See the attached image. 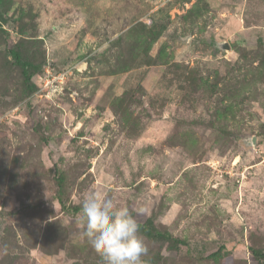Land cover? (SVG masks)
I'll list each match as a JSON object with an SVG mask.
<instances>
[{
	"label": "rangeland",
	"instance_id": "374dc122",
	"mask_svg": "<svg viewBox=\"0 0 264 264\" xmlns=\"http://www.w3.org/2000/svg\"><path fill=\"white\" fill-rule=\"evenodd\" d=\"M93 190L143 264H264V0H0V264H104Z\"/></svg>",
	"mask_w": 264,
	"mask_h": 264
},
{
	"label": "clouds",
	"instance_id": "9594fccd",
	"mask_svg": "<svg viewBox=\"0 0 264 264\" xmlns=\"http://www.w3.org/2000/svg\"><path fill=\"white\" fill-rule=\"evenodd\" d=\"M82 236L104 264H143L148 248L139 235V225L127 207L99 190L82 201Z\"/></svg>",
	"mask_w": 264,
	"mask_h": 264
},
{
	"label": "trees",
	"instance_id": "16d2710c",
	"mask_svg": "<svg viewBox=\"0 0 264 264\" xmlns=\"http://www.w3.org/2000/svg\"><path fill=\"white\" fill-rule=\"evenodd\" d=\"M16 59L19 61V63L22 66L23 69V76L24 79L26 80V82H28L33 88L34 86L31 84V80L33 78L34 74L40 73L42 71L43 68H41V66H35L33 64H31L29 61H22V56L19 52H13ZM141 229H146L147 227L145 225H140ZM156 234H154V236L152 234H149L151 237H157V238H161L163 240H169V236L163 233H158L155 232ZM173 241H175L173 239ZM253 252V256L258 259H264V254L261 251H252ZM216 254H213L212 256H215Z\"/></svg>",
	"mask_w": 264,
	"mask_h": 264
}]
</instances>
